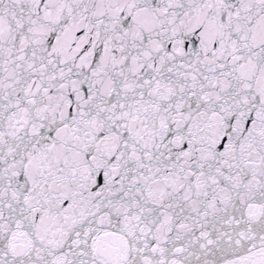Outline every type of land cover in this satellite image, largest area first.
<instances>
[{
	"label": "snow or ice",
	"instance_id": "snow-or-ice-1",
	"mask_svg": "<svg viewBox=\"0 0 264 264\" xmlns=\"http://www.w3.org/2000/svg\"><path fill=\"white\" fill-rule=\"evenodd\" d=\"M0 264H264V0H0Z\"/></svg>",
	"mask_w": 264,
	"mask_h": 264
}]
</instances>
